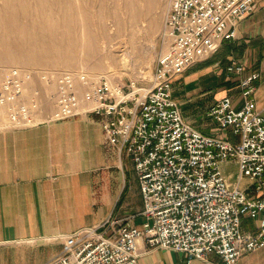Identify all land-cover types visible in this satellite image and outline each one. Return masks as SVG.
<instances>
[{
  "label": "built area",
  "instance_id": "1",
  "mask_svg": "<svg viewBox=\"0 0 264 264\" xmlns=\"http://www.w3.org/2000/svg\"><path fill=\"white\" fill-rule=\"evenodd\" d=\"M256 2L171 0L165 18L170 43L145 86L140 81L124 84L114 74L93 78L83 69L50 72L54 110L42 121L31 109L22 71L0 67L6 128L95 115L104 146L131 159L139 183L140 226L106 221L57 235L61 251L47 264H140V241L146 251L182 252L187 263L207 262L215 254L224 264H239L244 255L264 246V117L252 96L259 74L241 80V106L223 97L208 111L220 127L239 136L236 141L192 127L172 90L179 75L214 55L225 40L235 39L239 22L255 11ZM243 70L236 61L227 67L229 74ZM226 164L237 169L236 183L232 174L224 173ZM242 179L253 187L241 188ZM244 215L258 219L257 233L242 230Z\"/></svg>",
  "mask_w": 264,
  "mask_h": 264
},
{
  "label": "crops",
  "instance_id": "2",
  "mask_svg": "<svg viewBox=\"0 0 264 264\" xmlns=\"http://www.w3.org/2000/svg\"><path fill=\"white\" fill-rule=\"evenodd\" d=\"M211 59L207 66L194 69ZM232 61L243 65L241 74L229 75ZM251 73L259 74L252 96L255 109L264 117V0H257L255 11L239 22L235 39L225 40L216 54L183 73L182 79L190 81L192 89L182 90L181 100L174 98L180 104H195L220 87V97L211 96L204 110L209 120L208 111L223 97L241 106L240 82ZM213 123L189 124L207 134ZM229 137L238 140L231 132ZM229 166L234 165L226 164L224 173ZM241 181L237 182L241 188L253 187L249 180ZM142 206L133 163L104 146L97 116L82 114L0 130V264H47L58 255L59 246L38 242L106 221L140 226ZM241 228L257 233L258 224L244 218ZM139 249L140 264H224L215 254L207 262L187 263L186 254L170 249L146 251L143 241ZM239 264H264V246L244 255Z\"/></svg>",
  "mask_w": 264,
  "mask_h": 264
},
{
  "label": "rangeland",
  "instance_id": "3",
  "mask_svg": "<svg viewBox=\"0 0 264 264\" xmlns=\"http://www.w3.org/2000/svg\"><path fill=\"white\" fill-rule=\"evenodd\" d=\"M159 1L161 5L158 27L152 26V20L155 17L153 15L156 12L153 5L148 8V4H151L152 0H138L137 4L142 10L140 12L142 15L136 19H132L130 11L125 7L130 4L129 0H94L92 3L90 1L89 3L85 2L89 4L90 12L94 14L91 21H96L98 25L103 23L106 26L104 29L101 28L102 25L94 28V30L93 28L91 29L92 35L96 37V45L93 56L88 59L86 56L88 51L93 50L91 49L92 47L86 45L87 43L83 38L85 37L84 32L80 27V19L78 17H76L78 19L77 27L68 29L66 25L52 27L49 24V22L51 23V21L58 18L57 14L48 16L35 13L27 14L11 8L4 9L0 12V67H16L22 71L27 99L36 115L37 121L46 119L54 110L51 94L55 90V81L53 78L49 80L47 77V74L53 71L83 69L93 78L114 74L113 76L124 84H128L129 81H140V86H145V82L152 77L151 74L158 56L167 49L170 43L167 33L165 34L166 15L164 14L165 9L168 10L169 8L170 0ZM4 23L10 25L3 27ZM33 23H38V25H33ZM108 23L114 24L112 29H108ZM116 45H119L120 48L114 49ZM70 51L77 56L75 58L64 56L66 52ZM26 56L29 60L25 58ZM123 57L127 58L125 66H123V62L121 63ZM68 59L72 60L69 64L64 62V60ZM212 60L204 62L194 69L207 66ZM204 73H207V71L205 70ZM182 78L183 74L179 75L172 86L173 95L177 100H181L183 97L182 90L184 92L190 90L193 85H188L190 81ZM203 83L204 85L206 84V82ZM209 86H212V84ZM219 88L216 87L214 93L210 92L204 99L201 98L195 104H180L181 110L188 123L199 125L201 123L209 124L214 122L212 126L208 127L207 134L222 139H230V128H222L214 120H206L205 116L204 110L208 102L212 101L210 100L211 96H215V100L218 96L220 97ZM36 92L38 93L37 95H35ZM187 95H189V92ZM239 96L241 98V92ZM6 125V110L0 107V130L11 129L6 128ZM225 173L232 174V180H236L237 169L235 166L226 167ZM245 180H242L241 184ZM244 218L251 219L258 224V219H252L248 215H244L242 219ZM38 243L58 245L60 251L62 248V240L54 237L44 239ZM38 243H35V245Z\"/></svg>",
  "mask_w": 264,
  "mask_h": 264
},
{
  "label": "bare ground",
  "instance_id": "4",
  "mask_svg": "<svg viewBox=\"0 0 264 264\" xmlns=\"http://www.w3.org/2000/svg\"><path fill=\"white\" fill-rule=\"evenodd\" d=\"M89 1L92 3L94 0H87V1L86 0H0V12L3 11L4 9H10L11 8L13 10L25 12L27 14L35 13V14H39V15H48V16L49 15L52 16V14H57L58 18L56 20L51 21V23L49 22V24H51L52 27L57 26V25H60V26L66 25V27L68 29H75L77 27V25H78L77 20L78 19H76V17H78L80 19V27H81L82 31L84 32L85 37H83V38L85 39V42L87 43L86 45H89L90 47H92L91 49L93 50V51H88V53L86 55L87 59H88L89 57L93 56V54H94L93 52L95 50V45H96L95 44V38L96 37H94V35H92L91 29L93 28V30H94V28H98L101 25H102L101 26L102 29L106 28V26L103 23L102 24L100 23L101 25H98V23L96 21H91V18L93 19L94 14L90 12L89 4H86V3H89ZM137 2H138V0H129L130 4L125 6L130 11L129 13H130V16L132 17V19H136L142 15V14H140V12L142 10H141L140 6L137 4ZM152 5H153L154 10L156 11L153 15V17L154 16L155 17H154V20H152L153 21L152 26L158 27V23L160 22L159 9H160L161 2L159 0H152L151 4H148V8H150L149 6H152ZM167 11L168 10L165 9V13H164L165 15H166ZM46 20H47V18H46ZM45 22H47V21H45ZM40 23H41V25H43L42 22H40ZM116 24L118 25V23H116ZM8 25H10V24H8ZM8 25H7V23H4V25H2V26L8 27ZM33 25H38V23H33ZM113 26H114L113 23H108V29H112ZM165 34H166V32H165ZM118 48H120L119 45H116L114 49H118ZM66 50H68V49H66ZM71 51L66 52L64 54V56L70 57V58H75L77 55L72 53ZM18 56H20V55H18ZM125 57H123L121 59V63L123 62L122 64H124L123 66H125V64H126L127 58H125ZM25 58L27 59L28 57L26 56ZM27 60H29V59H27ZM77 60H78V58H77ZM70 61H72V60H69V59L64 60V62H67V64H69Z\"/></svg>",
  "mask_w": 264,
  "mask_h": 264
}]
</instances>
